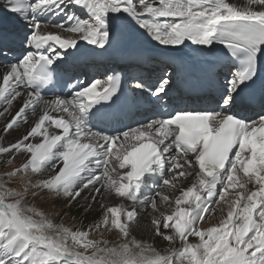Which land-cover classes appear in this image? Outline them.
Returning a JSON list of instances; mask_svg holds the SVG:
<instances>
[{
	"label": "snow or ice",
	"instance_id": "6c2138e0",
	"mask_svg": "<svg viewBox=\"0 0 264 264\" xmlns=\"http://www.w3.org/2000/svg\"><path fill=\"white\" fill-rule=\"evenodd\" d=\"M117 51L124 69L89 76ZM189 80L207 107L176 104ZM12 163L0 264H264V0H0ZM42 195L80 223L37 209Z\"/></svg>",
	"mask_w": 264,
	"mask_h": 264
},
{
	"label": "rangeland",
	"instance_id": "374dc122",
	"mask_svg": "<svg viewBox=\"0 0 264 264\" xmlns=\"http://www.w3.org/2000/svg\"><path fill=\"white\" fill-rule=\"evenodd\" d=\"M19 166L18 163L9 164L7 167L0 165V176H3L7 172L12 171L15 167ZM26 178H17V187H23L24 180ZM31 195V194H30ZM58 200L47 195H42L33 200V204L37 209H42L44 212L49 214L51 217L59 220L60 216L67 212V215H63V223L69 227H76L80 223V219L71 213L66 205L58 204ZM75 217V219H74ZM150 231V230H149ZM151 232V231H150ZM104 238L114 239L108 232L104 233Z\"/></svg>",
	"mask_w": 264,
	"mask_h": 264
},
{
	"label": "bare ground",
	"instance_id": "6f19581e",
	"mask_svg": "<svg viewBox=\"0 0 264 264\" xmlns=\"http://www.w3.org/2000/svg\"><path fill=\"white\" fill-rule=\"evenodd\" d=\"M237 2L239 3H244L245 0H237ZM55 21H53L54 23ZM51 30H54V29H51ZM153 44H155V42H153ZM191 48H195V46H190ZM121 55V53L119 51L117 52H114L111 56L106 54L105 56H103L104 58L108 59L111 63L109 65H103L102 69L100 70V73H99V76H102L105 69L107 68H113L115 65H122V66H125L124 62L123 61H120L118 59V57ZM103 57H100L101 59ZM96 64V62H95ZM150 64V63H149ZM94 65V64H93ZM146 66H149L148 64H145ZM151 65H156L154 63H152ZM146 68H150V67H146ZM147 73V72H146ZM154 75L155 72L152 70V68H150V72L149 74H146L147 75ZM89 76H93L92 72H90ZM183 90H186V88H181L180 91L174 93V95H179V93H182ZM187 100H188V97H186ZM58 204H62V201H59ZM71 213H73L74 215H76L79 219H80V212L79 210H76L75 208H72L69 210ZM91 218V214H89V217L88 219ZM220 218V209L219 208H216L214 211L210 210V215H206L205 217V222H204V226L207 227L209 224H215L218 222ZM145 221H142L141 223V226L138 227L136 230H135V234L138 238H142V239H147L148 236L151 234V232L148 230V231H145V228L143 227V224H144ZM85 223H87V219L85 220ZM158 239V238H156Z\"/></svg>",
	"mask_w": 264,
	"mask_h": 264
}]
</instances>
